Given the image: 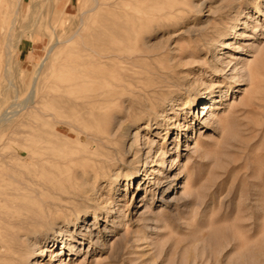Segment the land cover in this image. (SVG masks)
<instances>
[{
    "label": "rangeland",
    "instance_id": "obj_1",
    "mask_svg": "<svg viewBox=\"0 0 264 264\" xmlns=\"http://www.w3.org/2000/svg\"><path fill=\"white\" fill-rule=\"evenodd\" d=\"M22 240L264 264V0H0V264Z\"/></svg>",
    "mask_w": 264,
    "mask_h": 264
},
{
    "label": "bare ground",
    "instance_id": "obj_2",
    "mask_svg": "<svg viewBox=\"0 0 264 264\" xmlns=\"http://www.w3.org/2000/svg\"><path fill=\"white\" fill-rule=\"evenodd\" d=\"M87 12V11H86ZM220 36V35H219ZM9 39V38H8ZM71 39H73V38H71ZM70 39V40H71ZM70 40H68V41H70ZM58 43V41H56L55 43H53L49 48H48V51H47V55H46V57L45 58H43V61L39 64V69L43 66L44 67V65L43 64H45L44 63V61H45V59L50 55V53L53 51V49H54V47H56L55 45ZM228 43H229V41H228ZM59 44V43H58ZM8 57V56H7ZM49 58V57H48ZM41 71V70H40ZM39 71V72H40ZM39 72H37V73H39ZM36 73V72H35ZM7 74V73H6ZM40 74V73H39ZM38 74V75H39ZM35 76V75H34ZM33 76V77H34ZM10 82V81H9ZM35 82V81H34ZM33 82V84H35ZM36 90V89H35ZM35 90H32V92H31V100L34 98V96H35V93H34V91ZM207 108V109H206ZM210 108H211V106L209 105V103L208 102H206V103H204V107H203V110H202V114H203V117L204 116H206L207 114H208V112L210 111ZM137 114V113H136ZM7 121V120H6ZM136 121V120H135ZM5 122V121H4ZM137 125V124H136ZM134 126V125H133ZM122 127V126H121ZM131 132V131H130ZM126 133H128V130L126 131ZM114 134V133H113ZM113 134H111V135H113ZM135 134V133H134ZM124 140V139H123ZM129 141V140H128ZM134 141H136V140H133V143H134ZM104 143V142H103ZM105 144V143H104ZM125 144V143H124ZM95 147V146H94ZM126 148V147H125ZM114 150V149H113ZM129 151V150H128ZM131 151V150H130ZM121 152V151H120ZM126 153V152H125ZM127 154V153H126ZM41 155H43V154H41ZM50 158V157H49ZM51 159V158H50ZM149 160V159H148ZM41 161V160H40ZM39 161V162H40ZM52 162V161H51ZM54 163V162H53ZM52 165V164H51ZM106 165V164H105ZM84 188H86V187H84ZM78 193V192H77ZM89 193V192H88ZM83 196V195H82ZM85 196V195H84ZM72 198V197H71ZM89 198V197H88ZM66 200V199H65ZM53 203V202H52ZM71 205V204H70ZM52 206V205H51ZM73 206V205H72ZM58 208V207H57ZM76 208H78V207H76ZM58 211V210H57ZM76 211H78V210H76ZM96 213V212H95ZM74 216V215H73ZM77 217V216H76ZM57 218V217H56ZM73 219H75V218H70L69 216H65L64 218H63V220L62 221H60V222H63V223H68V222H70V221H72ZM24 224V223H23ZM54 224V223H53ZM24 226V225H23ZM41 227V226H40ZM62 230V229H61ZM35 231H37V230H35ZM31 232V231H30ZM40 232V231H39ZM97 232V231H96ZM33 233V232H32ZM36 233V232H35ZM66 235L67 237H69V239L71 240H73V243L71 244V246H70V248H74V247H76V244H74V242L77 240V238L78 237H76L77 235H76V229L75 230H72L71 231V229H66V230H63V232H61L60 233V235ZM82 236L83 235H85V233H80ZM97 234V233H96ZM23 235V234H22ZM28 235V234H27ZM34 235V234H33ZM26 236V235H25ZM29 236H31L30 234H29ZM28 236V237H29ZM45 236V235H44ZM66 237V238H67ZM98 237V236H97ZM24 238V237H23ZM35 238V237H34ZM68 239V238H67ZM80 239V238H79ZM99 239V238H98ZM29 240V239H28ZM28 240L27 241H23L22 240V243L19 245L18 244V246L16 247H14V248H12L11 249V252H10V254H9V257H8V260H7V262H6V264H29V262H30V259H31V257L33 256V253H35V250H33V247H32V245H31V243H29L28 242ZM31 240V239H30ZM39 242H41V246L39 245V244H37V249H41V253L42 254H45V252L46 251H49V252H52L54 255H56V256H58V254H55L56 253V249L58 248V246L60 245V241L58 240V238H56V236L54 237V238H52V243H53V246L49 249V250H47V248L48 247H46V248H44V246L45 245H42L44 242L46 243L47 241H48V237H41V238H39L38 237V239H37ZM42 240V241H41ZM96 241V240H95ZM37 242V241H36ZM91 241H89V243H90ZM61 244L63 245V249H64V251L63 252H66L67 250H69V248H68V244L63 240L62 242H61ZM90 245V244H89ZM6 247V246H5ZM93 247V246H92ZM4 249V248H3ZM5 250V249H4ZM1 252H2V249L0 250ZM38 251V250H37ZM72 251H73V249H72ZM74 252V251H73ZM80 252H81V250H80ZM88 252V251H87ZM40 253V252H39ZM2 254V253H1ZM53 259V258H52ZM54 260V259H53ZM42 261V260H41ZM36 264V263H35ZM38 264V263H37ZM61 264V263H60ZM63 264V263H62Z\"/></svg>",
    "mask_w": 264,
    "mask_h": 264
}]
</instances>
